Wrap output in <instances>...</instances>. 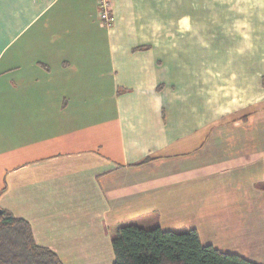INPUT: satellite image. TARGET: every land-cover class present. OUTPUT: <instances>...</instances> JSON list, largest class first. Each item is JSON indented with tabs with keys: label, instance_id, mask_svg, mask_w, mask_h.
<instances>
[{
	"label": "crops",
	"instance_id": "crops-1",
	"mask_svg": "<svg viewBox=\"0 0 264 264\" xmlns=\"http://www.w3.org/2000/svg\"><path fill=\"white\" fill-rule=\"evenodd\" d=\"M112 3L108 28L96 0H0V208L64 264H113L124 224L264 264V0L230 3L216 128L199 0Z\"/></svg>",
	"mask_w": 264,
	"mask_h": 264
},
{
	"label": "trees",
	"instance_id": "trees-1",
	"mask_svg": "<svg viewBox=\"0 0 264 264\" xmlns=\"http://www.w3.org/2000/svg\"><path fill=\"white\" fill-rule=\"evenodd\" d=\"M112 247L113 264H256L204 245L195 229L179 232L124 224L116 229ZM0 264L64 262L55 251L36 243L28 221L4 211L0 215Z\"/></svg>",
	"mask_w": 264,
	"mask_h": 264
},
{
	"label": "rangeland",
	"instance_id": "rangeland-1",
	"mask_svg": "<svg viewBox=\"0 0 264 264\" xmlns=\"http://www.w3.org/2000/svg\"><path fill=\"white\" fill-rule=\"evenodd\" d=\"M231 2L232 0H199L198 4V25L196 26L198 49L199 52L204 49L211 50L213 56L197 58L199 78L197 89L198 92L201 91L200 93H202L204 81L210 83V80H212L213 93L215 94L213 96L215 114L213 125H215V128L217 125L225 123V103L220 101L222 99L216 93L225 94V85L236 84L238 78L237 74L228 73V70L225 69L227 61L233 60L232 57L225 58V50L236 49L238 46V32L241 31L242 34L249 33L251 29L250 26L245 27L237 24V9L230 4ZM233 2H236V0H233ZM250 43L252 44L251 41ZM219 89H222V91H218ZM209 92L211 91L208 90ZM201 99V97L198 99L199 106Z\"/></svg>",
	"mask_w": 264,
	"mask_h": 264
},
{
	"label": "built area",
	"instance_id": "built-area-1",
	"mask_svg": "<svg viewBox=\"0 0 264 264\" xmlns=\"http://www.w3.org/2000/svg\"><path fill=\"white\" fill-rule=\"evenodd\" d=\"M97 7L99 11V18L101 23L105 27H112L113 25V16H112V0H96Z\"/></svg>",
	"mask_w": 264,
	"mask_h": 264
},
{
	"label": "water",
	"instance_id": "water-1",
	"mask_svg": "<svg viewBox=\"0 0 264 264\" xmlns=\"http://www.w3.org/2000/svg\"><path fill=\"white\" fill-rule=\"evenodd\" d=\"M3 212H4V211H3V210L0 208V215H2V214H3Z\"/></svg>",
	"mask_w": 264,
	"mask_h": 264
}]
</instances>
